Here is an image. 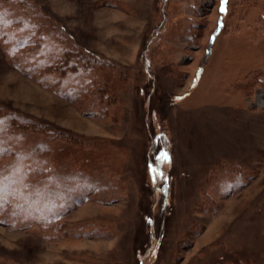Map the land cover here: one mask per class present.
I'll list each match as a JSON object with an SVG mask.
<instances>
[{
  "label": "rangeland",
  "instance_id": "obj_1",
  "mask_svg": "<svg viewBox=\"0 0 264 264\" xmlns=\"http://www.w3.org/2000/svg\"><path fill=\"white\" fill-rule=\"evenodd\" d=\"M26 1L109 63L115 99L93 118L94 95L47 91L0 46V104L83 139L53 142L64 206L50 224L0 222V264H264V0ZM223 161L259 171L226 201L205 186ZM57 223L66 234L43 232Z\"/></svg>",
  "mask_w": 264,
  "mask_h": 264
},
{
  "label": "trees",
  "instance_id": "obj_2",
  "mask_svg": "<svg viewBox=\"0 0 264 264\" xmlns=\"http://www.w3.org/2000/svg\"><path fill=\"white\" fill-rule=\"evenodd\" d=\"M50 23L26 0H0V46L8 50L9 62L27 78L70 102L79 95H94L92 117L106 118L115 95L106 82L100 83L99 73L109 63L71 43L65 31ZM49 27L52 32L46 31ZM33 135L47 139L32 141ZM55 141L78 145L83 139L0 104V222L6 226L28 229L49 223L54 211L64 206L62 179L49 168ZM258 176L259 171L246 164L223 161L207 171L205 186L226 201ZM201 191L198 210L209 209L215 217L223 206L211 200L205 188ZM64 228L57 223L53 229L44 227L43 232L62 235Z\"/></svg>",
  "mask_w": 264,
  "mask_h": 264
}]
</instances>
